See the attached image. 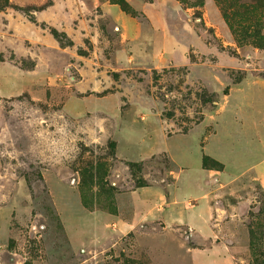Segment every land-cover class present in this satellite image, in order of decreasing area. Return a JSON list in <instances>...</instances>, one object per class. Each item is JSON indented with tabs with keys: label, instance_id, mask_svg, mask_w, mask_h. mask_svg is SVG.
Here are the masks:
<instances>
[{
	"label": "rangeland",
	"instance_id": "374dc122",
	"mask_svg": "<svg viewBox=\"0 0 264 264\" xmlns=\"http://www.w3.org/2000/svg\"><path fill=\"white\" fill-rule=\"evenodd\" d=\"M152 2L0 12V264H210L203 250L219 241L264 264V101L251 104L264 99V49L238 44L215 1V28L205 0H182L183 16ZM141 188L159 192L142 209ZM178 190L209 201L213 236L145 217ZM95 212L118 219L98 227Z\"/></svg>",
	"mask_w": 264,
	"mask_h": 264
},
{
	"label": "crops",
	"instance_id": "0c3cea01",
	"mask_svg": "<svg viewBox=\"0 0 264 264\" xmlns=\"http://www.w3.org/2000/svg\"><path fill=\"white\" fill-rule=\"evenodd\" d=\"M182 0H153L152 3L148 4V8H160V11L162 14L164 15H168V14H177L180 16H183V13L186 14V12L183 10L182 8ZM213 4L214 1L213 0H205V7H204V15L208 16L209 13H211L212 8H213ZM101 6V8L103 9V11L109 15H111V17L113 18V20L116 23L122 24L125 23L127 21V19L124 17V15L121 13V11H119V9L117 8L116 5H111L108 3H100L99 4ZM217 12V11H216ZM217 14V13H216ZM149 20L154 23L155 18L153 17H149ZM185 20V19H184ZM209 22V26L212 27H216V25L214 23L211 22L209 16L207 17V21L206 23L208 24ZM188 25L187 23H183V26ZM225 24V23H224ZM157 27L160 29H167L169 30V24L167 22V20L165 19L164 21L160 20L159 18L157 19ZM263 99V98H262ZM264 99L262 101H257L256 102V98L251 100V104L259 106L261 104V102H263ZM253 109V108H252ZM251 109V110H252ZM253 115V114H252ZM258 130L261 133H264V130L261 127H258ZM187 189V188H186ZM158 193V194H157ZM192 193V194H190ZM190 193H186L182 190H178V192H176L171 199V203L169 205L168 209H162L158 206L154 207L151 211V215L153 217V219L150 218L149 215H145V217L149 220H153V221H162L163 223H165L166 225H171L173 224V226H180V225H185V226H189L192 231V229H194L196 231V236L198 237H204V238H210L211 236H213L215 234V232L211 233V228L209 226L210 223V219L214 218V214L212 212V209L210 208L209 205V201L207 199H204L203 197L201 198V194L199 193H195V192H191ZM159 195V192L156 191L155 189H138L133 193V196L135 197V200H139L137 202V205L140 206V208H146L145 207V201L148 199V197L151 196H156ZM190 196H197L201 198V202L199 206H194V209L188 210L186 209L187 207V202L190 198ZM170 201V200H169ZM148 202V201H147ZM169 202H163V204H168ZM152 204H149V207H151ZM152 208V207H151ZM211 209V211H210ZM159 212L157 214H155V212ZM94 219L96 220V225L102 226L104 223L106 222H111L113 221V219H118L116 216L114 215H110V214H106V213H101V212H95L94 213ZM214 216V217H213ZM113 228L114 230H117V225L113 224ZM220 235V233H217ZM10 236V223L9 221L6 220H0V247H2L1 245H3V243L5 242V240H7ZM70 242L72 243L73 247L72 248H76L77 246H75L74 242H73V237H72V241L70 240ZM211 243V242H210ZM231 248H233L231 250ZM227 244H225L224 242H215V244L213 246H211L210 248H207L205 250H203V253L205 254H211V263L210 264H239L237 262V260H233V256L231 253H233L234 250H237L238 246L235 245L233 247H231ZM243 250L248 251V247H242ZM73 250V249H72ZM236 252V251H234Z\"/></svg>",
	"mask_w": 264,
	"mask_h": 264
},
{
	"label": "trees",
	"instance_id": "16d2710c",
	"mask_svg": "<svg viewBox=\"0 0 264 264\" xmlns=\"http://www.w3.org/2000/svg\"><path fill=\"white\" fill-rule=\"evenodd\" d=\"M214 1L238 44L264 49V0ZM8 8L9 0H0V12ZM54 36L57 38V33Z\"/></svg>",
	"mask_w": 264,
	"mask_h": 264
}]
</instances>
